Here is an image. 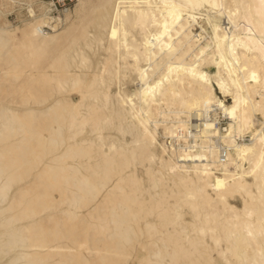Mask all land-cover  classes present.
I'll return each mask as SVG.
<instances>
[{
	"label": "bare ground",
	"instance_id": "obj_1",
	"mask_svg": "<svg viewBox=\"0 0 264 264\" xmlns=\"http://www.w3.org/2000/svg\"><path fill=\"white\" fill-rule=\"evenodd\" d=\"M25 4L0 24V264H264V0H108L89 23L77 0L66 28Z\"/></svg>",
	"mask_w": 264,
	"mask_h": 264
},
{
	"label": "rangeland",
	"instance_id": "obj_2",
	"mask_svg": "<svg viewBox=\"0 0 264 264\" xmlns=\"http://www.w3.org/2000/svg\"><path fill=\"white\" fill-rule=\"evenodd\" d=\"M19 3H16L15 5L13 4L12 6H8L6 8H8V11L6 12V15H0L2 16V20L0 18V24H4V22H8L10 25H12L13 27H17L20 26L22 27L24 25V20L25 18H27V5L25 4V0H19ZM39 1V0H38ZM47 1V0H45ZM108 0H86V4H85V8L89 11V15L88 18L85 19L86 22H93L95 20H99V16H98V11L97 9L99 8V6L105 5V3ZM22 3V4H20ZM77 3V2H76ZM26 5V6H25ZM10 7V8H9ZM76 7V4L74 6V8ZM74 8L71 10V12L73 13V16L71 17L70 20H66L64 22V28L68 27L70 22L77 17V13L75 14ZM5 9V8H4ZM214 14L216 12L210 9H206V8H201L199 10H195L194 12V18L195 21L192 20L191 22L193 23V27H192V31L193 33L197 34L199 32L202 33V42L205 44L207 43L208 40H210L211 36L213 37V29H212V25L207 17L206 14ZM21 14V15H20ZM62 15V14H60ZM64 17V15H62ZM106 21V22H105ZM104 21V23H106V28H104V31H107L108 23L110 21V18L106 19ZM49 29H47V28ZM45 29L46 30H51V28L49 26H46ZM20 34V33H19ZM139 36V34L137 35ZM215 72V69H210V73L211 75H213ZM134 80L136 79V75H133ZM136 81H131V79L127 78L125 80V84L122 85L123 88H125L126 90H128L129 92L133 93L135 91V89L137 88V84ZM213 83L214 86L216 87V92L218 97H220L221 99H223V101H225V103H232L233 100L231 99L230 96H223V93H221V91L217 88V84L215 79L213 78ZM258 117L261 119V115H258ZM217 126L220 127L221 130H225V128L228 125V119H226L225 117L221 116L220 121L216 123ZM162 131V129H161ZM251 137L247 136L246 139L249 140ZM163 136L160 134V141H163ZM131 264H136L135 263H131Z\"/></svg>",
	"mask_w": 264,
	"mask_h": 264
},
{
	"label": "built area",
	"instance_id": "obj_3",
	"mask_svg": "<svg viewBox=\"0 0 264 264\" xmlns=\"http://www.w3.org/2000/svg\"><path fill=\"white\" fill-rule=\"evenodd\" d=\"M47 1L50 4L51 15H59V14L63 15L66 12H69L74 8L77 2V0H47Z\"/></svg>",
	"mask_w": 264,
	"mask_h": 264
}]
</instances>
